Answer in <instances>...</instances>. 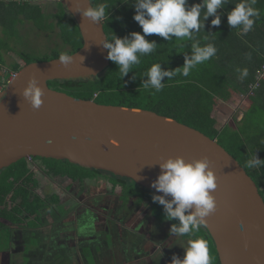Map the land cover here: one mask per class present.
Segmentation results:
<instances>
[{
  "label": "water",
  "instance_id": "1",
  "mask_svg": "<svg viewBox=\"0 0 264 264\" xmlns=\"http://www.w3.org/2000/svg\"><path fill=\"white\" fill-rule=\"evenodd\" d=\"M61 1L78 23L83 46L68 66L59 58L29 63L0 90V171L28 156L68 160L163 195L152 187L160 162L207 156L217 177L212 193L217 207L206 218V228L221 264H264V198L216 138L151 110L100 104L49 87L50 80L99 76L110 64L102 45L108 40L103 20L76 12L89 7V0ZM32 76L44 89L38 109L22 95Z\"/></svg>",
  "mask_w": 264,
  "mask_h": 264
},
{
  "label": "trees",
  "instance_id": "2",
  "mask_svg": "<svg viewBox=\"0 0 264 264\" xmlns=\"http://www.w3.org/2000/svg\"><path fill=\"white\" fill-rule=\"evenodd\" d=\"M33 1L12 0L5 7L4 0H0V13L3 15L0 17V65L3 64L1 59H4V50L14 58L11 64L12 72H8L4 85L8 83L12 73L18 72L29 63L59 58L61 51L73 54L83 46L78 23L61 0L55 3L57 11L51 13L44 11L41 5L33 4ZM91 2L93 6L99 3L108 5L109 14L104 17L103 24L109 41L114 35L123 38L131 32H142L141 26L133 19L135 9L132 5L135 0ZM200 2L202 0H189L190 5ZM239 2L240 0H228L225 8L218 10L225 13L218 28L211 27L214 17H209L205 30L202 27L196 34L195 38L200 40L201 45L211 43L217 48L216 55L194 68L187 77L178 75L171 80L165 77L161 92L154 93L153 89H145L142 86L143 81L147 79V70L155 63H161L166 69L182 67L184 54L180 52L191 51V40L170 43L153 34L146 38L157 42L156 51L141 56V63L133 66V71L127 76L123 77L117 65L110 61L109 66L99 76L50 80L49 87L100 104L151 110L187 124L212 139L216 138L244 167L264 197V166L246 167L254 152L264 160V78L251 90V86L257 82V71L264 64V0H256L255 7L260 10V18L256 20L253 30L247 34L241 33L239 28L231 29L227 24V13ZM26 21L44 30L58 31L62 46H57L50 56L41 60H36L24 51L13 50L9 44L13 42L17 46V42L26 40L18 28L19 24ZM205 36L208 37L207 40L204 39ZM237 68H247L248 75L243 80L239 79ZM249 92H253L249 96L251 101L243 108L245 112L242 119L236 122L235 126L229 123L219 125L217 111L221 101L228 103L232 97ZM33 159L43 163L44 166L40 170L47 176L66 177L68 184L76 179L95 177L105 172L84 168L68 160L44 157ZM31 166V158H26L0 171V230L8 229L11 224L17 223L18 215L22 212L25 218H28V214L29 217L40 218L38 215L43 199L37 195L39 180ZM112 176L124 181L129 180L114 174ZM54 201H59V198ZM164 217L163 214L159 215L162 220ZM23 223L19 224L24 225ZM202 231L201 228L198 235ZM204 232L202 237L207 242L211 264H221L212 236L206 228Z\"/></svg>",
  "mask_w": 264,
  "mask_h": 264
},
{
  "label": "clouds",
  "instance_id": "3",
  "mask_svg": "<svg viewBox=\"0 0 264 264\" xmlns=\"http://www.w3.org/2000/svg\"><path fill=\"white\" fill-rule=\"evenodd\" d=\"M89 2V7H77L76 12L94 22H101L109 14L107 3L92 6L91 0ZM227 3L228 0H202L200 3L190 5L189 0H135L132 5L135 9L133 19L141 26L142 32H131L123 38L114 35L110 41L102 42L103 47L108 50L107 59L117 65L118 71L124 77L133 71V66L141 63V56L156 51L157 42L146 37L155 34L170 43L191 40V51L180 52L184 54L182 67L166 69L161 63H155L147 70L145 74L147 79L143 81L142 86L145 89H153L154 93L161 92L165 77L167 80L178 75L187 77L194 68L216 55L217 48L213 44L201 45L200 40L195 37L202 27L205 30L209 17H214L211 20V27L218 28L221 25L225 13L218 10L225 8ZM255 4L256 0H240L236 3L227 13L228 26L231 29L239 28L243 34L252 31L256 20L260 18V10ZM207 38L204 37L205 40ZM73 60L74 56L70 52L59 53L58 61L65 66L71 64ZM236 71L240 73L241 80L248 75L247 68L242 70L237 68ZM22 95L33 108L41 107L44 102L42 99L44 89L36 76L28 80ZM261 166H264V160L254 152L248 159L246 167ZM159 167L161 173L152 183V187L163 195H154L153 202H158L164 207L165 220L178 221L171 225L170 236L190 237L188 246L184 247V257L174 254L170 264H211L212 258L207 242L198 235L200 229L207 226L206 218L215 212L217 207L212 194L217 188V177L210 159L204 156L200 159L186 160L183 156H175L160 162Z\"/></svg>",
  "mask_w": 264,
  "mask_h": 264
},
{
  "label": "flooded vegetation",
  "instance_id": "4",
  "mask_svg": "<svg viewBox=\"0 0 264 264\" xmlns=\"http://www.w3.org/2000/svg\"><path fill=\"white\" fill-rule=\"evenodd\" d=\"M33 158L35 157H31V169L36 177L38 173L43 177L42 180L37 177L39 189L43 192V195L37 194L43 199L39 217L45 222L55 209L60 216L77 215L80 225L81 222L92 220L94 234L89 242V256L94 260L105 259L107 264H112L111 260L117 258L120 259L119 264H170L172 250L190 239L188 236L169 235L171 225L178 221L160 219L159 215L165 216L166 213L162 205L153 202V196L157 194L138 186L132 179L128 178L133 184L127 179L125 182L122 178H113L111 172L105 171L95 177H84L62 185L63 181L58 180L62 178L68 182L66 177L47 176L40 170L43 163ZM124 196L140 202L135 203L129 199L125 203ZM55 198H59L58 203H54ZM59 203L63 205L64 213L56 209ZM45 206H48L47 209ZM156 210L160 214H156ZM101 223L106 227L105 231ZM205 228L202 227L203 231L199 236L202 237ZM118 232L120 235L117 237ZM105 234L109 239L105 238ZM1 262L0 260V264Z\"/></svg>",
  "mask_w": 264,
  "mask_h": 264
},
{
  "label": "rangeland",
  "instance_id": "5",
  "mask_svg": "<svg viewBox=\"0 0 264 264\" xmlns=\"http://www.w3.org/2000/svg\"><path fill=\"white\" fill-rule=\"evenodd\" d=\"M60 0H37L36 3L39 2L40 5H42V7L44 8V11L51 13V12H55L57 11L56 9V2H59ZM35 3V2H34ZM53 20V19H52ZM51 20V21H52ZM19 30L21 32V34H24L26 40L24 42H17V46L15 43H11L9 44L10 47L13 48V50H17L19 52L24 51L28 54H31V57L35 58L36 60H41L42 58H45L47 56H50L52 50L54 48L61 47L62 46V41L60 39V37H58L56 32H51L48 30H44L42 28H40L39 26H35L32 23L26 21L23 25H18ZM184 41V40H183ZM181 41V42H183ZM4 53V59H1V63H3L2 65H0V90L3 89V87L5 86L3 83H6L7 75H9L8 72H12V63L14 61V58L11 57V55L7 52V50L3 51ZM13 76V73L11 74ZM11 76V78H12ZM10 78V79H11ZM253 92H249V94H240V95H236L234 97H232L230 99V101L224 102L222 101L219 105L218 111H217V120L219 125H224L226 123H229L231 126H235L236 122L240 121L244 115V110L243 108L246 107V105L250 104V99L249 96L250 94H252ZM248 108V107H247ZM38 173V172H37ZM37 177L42 180V175L40 173L37 174ZM57 181V180H55ZM63 181L62 185H67L68 182L64 179H60L58 180ZM58 184V183H57ZM37 193L39 195H43V192L41 189H39L37 191ZM45 195V194H44ZM131 199L132 201L136 202H140L138 200H134L128 196H124L123 200L125 203L129 202ZM55 203H58V201H56ZM48 206H45L44 208L47 209ZM56 209L60 212V213H64V209H63V205H61V203L56 205ZM142 210V209H141ZM156 214H160L159 210H156L155 212ZM30 215L28 214V218H25V214L24 212L20 213L18 215V221L17 223H23L24 225H26L27 227H24L26 229L25 233H20L25 235L24 238H22V240H24V244L25 246L28 245V249H31V245L33 246V248H39L41 245V240L38 239V230H42L43 226L41 224L40 221L35 222L37 220H40L41 218H35V217H29ZM39 216V215H38ZM162 217V216H161ZM29 221H26V220ZM34 220V221H32ZM27 222V223H26ZM163 230V228L161 229ZM11 230L8 229H3L0 230V260L3 262V264H6V262L12 257V253L14 252V248L12 247V236H11ZM40 234V233H39ZM106 234H105V238H106ZM37 238V239H36ZM107 239H109V237H107ZM109 241V240H108ZM186 242L184 241L180 247H175L170 255L171 257L176 254L178 256H180L181 258L184 257L185 254V250L184 247H187V243L186 245H184ZM14 249V250H11ZM90 251L88 249H85V253H87ZM17 256H19V254H13L14 258H17ZM90 259V263L91 264H97V259L94 260L95 258H93L92 256L87 257ZM13 260V259H12ZM67 264H70L69 260H66ZM94 261V263L92 262ZM120 259H112L111 263L112 264H119ZM5 262V263H4ZM48 264H53V263H48Z\"/></svg>",
  "mask_w": 264,
  "mask_h": 264
},
{
  "label": "crops",
  "instance_id": "6",
  "mask_svg": "<svg viewBox=\"0 0 264 264\" xmlns=\"http://www.w3.org/2000/svg\"><path fill=\"white\" fill-rule=\"evenodd\" d=\"M10 1L12 0H4L6 3L5 7L8 6L7 4ZM15 1L19 2L20 0ZM36 1L37 0H34L33 4L34 2L36 3ZM37 4H39V2ZM2 16L1 14L0 17ZM19 25L21 26L23 24ZM91 209L94 210L93 207H91ZM93 210H91V212ZM76 218L78 219L77 215L73 214L69 217L60 216L54 209L45 222L41 219L35 221H40L43 226L42 230L37 229L39 231L38 239L41 240V245L37 249L33 248L32 245L31 249H28V245L25 246L24 240H22L25 235L20 233H25L26 229L24 227H27L26 225H20L19 223L11 224L9 229L12 233V247L15 249L11 250H14L15 253H12L11 259L9 256L8 264H48L49 262L53 264H67L66 260H69L70 264H91L90 259L87 258L89 257V252L85 255L84 249L89 250V242L92 241V236L94 234V227L91 225L92 220L81 222L80 225ZM93 219L95 218L93 217ZM101 225L104 227L103 223H101ZM105 228L106 227H104V231ZM119 235L120 232L116 233L117 237ZM13 254H19V256L14 258ZM99 258L101 257L99 256ZM102 260L103 259H98V264H102ZM103 261L104 264L108 262H106L105 259ZM92 262L94 263V261ZM1 264H3V262H1Z\"/></svg>",
  "mask_w": 264,
  "mask_h": 264
},
{
  "label": "built area",
  "instance_id": "7",
  "mask_svg": "<svg viewBox=\"0 0 264 264\" xmlns=\"http://www.w3.org/2000/svg\"><path fill=\"white\" fill-rule=\"evenodd\" d=\"M256 76H257V82L251 86V90L252 88L253 89L256 88V86L259 85V82L264 78V64L260 69H258Z\"/></svg>",
  "mask_w": 264,
  "mask_h": 264
},
{
  "label": "bare ground",
  "instance_id": "8",
  "mask_svg": "<svg viewBox=\"0 0 264 264\" xmlns=\"http://www.w3.org/2000/svg\"><path fill=\"white\" fill-rule=\"evenodd\" d=\"M54 59H56V58H54ZM16 73H17V72H16ZM16 73H14L13 76H14ZM13 76H12V77H13ZM64 80H65V79H64ZM31 157H32V156H28L27 158H31ZM4 169H5V168H4Z\"/></svg>",
  "mask_w": 264,
  "mask_h": 264
}]
</instances>
